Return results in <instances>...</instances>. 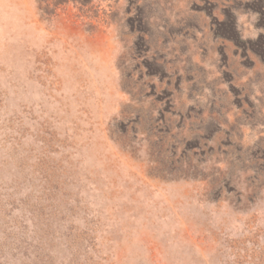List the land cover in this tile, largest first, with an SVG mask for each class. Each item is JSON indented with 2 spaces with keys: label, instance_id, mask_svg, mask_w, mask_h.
<instances>
[{
  "label": "rangeland",
  "instance_id": "374dc122",
  "mask_svg": "<svg viewBox=\"0 0 264 264\" xmlns=\"http://www.w3.org/2000/svg\"><path fill=\"white\" fill-rule=\"evenodd\" d=\"M0 264H264V0H0Z\"/></svg>",
  "mask_w": 264,
  "mask_h": 264
}]
</instances>
